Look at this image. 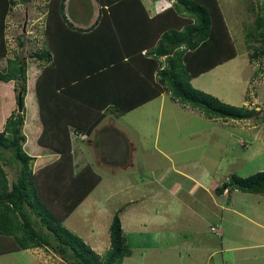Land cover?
Wrapping results in <instances>:
<instances>
[{
  "label": "trees",
  "instance_id": "trees-1",
  "mask_svg": "<svg viewBox=\"0 0 264 264\" xmlns=\"http://www.w3.org/2000/svg\"><path fill=\"white\" fill-rule=\"evenodd\" d=\"M97 1L100 14L89 29L69 19L66 0L44 2V48L31 53L44 65L35 87L44 124L38 141L60 156L36 171V157L24 149L27 59L8 58L0 70V80L15 81L17 103L22 95V108L0 131V255L46 248L66 264H123L132 255L119 212L103 258L64 225L103 179L91 164L76 169L71 130L89 135L108 112L122 116L165 93L212 119L242 120L258 112L192 85V79L238 55L219 0H173L154 16L143 0ZM17 3L0 0V58L8 54L7 17ZM260 9L247 37L261 41L252 56H262L264 64V5ZM70 60L80 72L55 73ZM235 189L264 195V171L232 174L215 190L222 195Z\"/></svg>",
  "mask_w": 264,
  "mask_h": 264
},
{
  "label": "rangeland",
  "instance_id": "rangeland-1",
  "mask_svg": "<svg viewBox=\"0 0 264 264\" xmlns=\"http://www.w3.org/2000/svg\"><path fill=\"white\" fill-rule=\"evenodd\" d=\"M17 2L7 17L8 54L0 58V70L16 55L35 62L31 53L44 48L39 17L45 0ZM171 2L157 0L156 5L161 10ZM219 3L238 55L192 79V85L258 112L242 120L212 119L165 93L163 99L117 116L115 126L108 128L116 141L110 143L111 148L109 143L105 149L101 146L99 157H94L87 143H81L89 154L83 163H91L103 179L64 225L102 258L110 247V224L119 212L132 247V255L123 264H264V195L238 189L217 195L215 190L232 174L264 171V64L262 56H252L261 41L247 37L264 0ZM32 75L27 73V77ZM30 81L23 127L29 139L34 138L37 102L34 80ZM15 84L0 80V131L11 111L18 110ZM112 137L107 134V139ZM33 141L24 145L28 153ZM110 151L116 152L109 156ZM109 159L120 163L107 167ZM78 161L77 168L83 165ZM187 178L198 179L201 186L191 192L192 182ZM179 184L176 191L170 189ZM156 242L160 246L152 247ZM66 263L46 248L0 255V264Z\"/></svg>",
  "mask_w": 264,
  "mask_h": 264
},
{
  "label": "crops",
  "instance_id": "crops-1",
  "mask_svg": "<svg viewBox=\"0 0 264 264\" xmlns=\"http://www.w3.org/2000/svg\"><path fill=\"white\" fill-rule=\"evenodd\" d=\"M92 2H93V4H92ZM143 3L145 4L150 16H154L155 14H157L158 12H161L163 10V9L160 10L158 8V6L156 5L157 0H143ZM171 4H172V2L167 4L165 8H167ZM84 5H86L88 7L84 8V10H83L82 6H84ZM100 9H101V7H100L99 2L97 0H91V1L90 0H66V13H67L69 19L73 22V24L76 27H79L82 29H89L96 22V20L99 17V14H100ZM41 12H42V14L39 17V20H43V26H42L43 34H42L40 41L44 45V43H45L44 42V39H45L44 38L45 12H44V10H42ZM98 58H100V57H98ZM32 59H35V58H32ZM35 60L36 61L35 62L33 61V63H31L27 60V73H33V75L31 77L30 76L28 77V87H29V85L31 86V83H32V81H30L31 79L34 80V86L36 87L37 78L40 75V73H42L43 68H44V65H43V63H41V61H39L37 59H35ZM2 68H5V67H2ZM78 72H80V71L77 70V68L75 67V61L70 60L67 68H62V69L60 68V70H58V72H55V73H78ZM35 93H36V89H35ZM164 95L165 94L160 96V98L163 99ZM29 96H30V92L27 93V96L25 98V104L26 105L28 103ZM150 102H148V103H150ZM146 104H144L138 108H142ZM34 106H35V109H34L33 115L35 116V119H34V130H32V134H33L34 138L29 139L27 137L26 143L28 142V140H30V142H31L34 139V141H35V143L31 147V150L29 151V153L28 152L27 153L36 157V159L34 160V163H33V169H34V171H36L42 167H45V166L51 164L54 161H56L59 158L60 153L53 150L50 147L44 146V145L39 143L38 138L43 131L44 124H43V121H42L41 116H40L38 101L35 102ZM136 109L137 108H135L134 110H136ZM12 111H11V113H12ZM115 118H119V117H117L115 114H113L111 112H108L106 114L105 118L102 120V122L99 125H97L95 130L89 135H87V134H76L74 131L71 130V141H72V147H73L74 164H75V167L77 170H80L81 168H83L87 164H91L89 162L83 163L84 160L89 157V154L85 153V151L82 149L81 143H84V142H85V144L87 143V145L92 148V152L94 153V157L95 156L99 157L98 151H99L101 146L104 147V149H105L108 146L106 143L110 144V143L116 141V136L114 137V134L112 132L108 131L109 127L112 128L111 125L115 126V124H114ZM26 125L27 124L25 121L23 127L26 128ZM105 132H106V136H105ZM109 133L112 134L113 137L110 139H107V134H109ZM26 143L24 145H26ZM109 146H110V148L112 147L111 144ZM114 152H116V151H114ZM114 152L110 151V152H107V154H109V156H111V154ZM77 159H79V161H78L79 164H81V163L83 164V165L79 166L78 168H77V165H78ZM110 159H109V162H107L109 164H106L107 167L109 166V167L115 168V166H117L118 163H120V162H115V161L110 160ZM125 164L122 163V165H125ZM125 167H128V166H125ZM187 179L191 180V182H192L191 187L193 186V189L191 192H193V190L196 189L197 187L201 186L198 179H190V178H187ZM179 187H181V184L176 185L175 187H171L170 189L173 188V190L176 191ZM191 187L189 189H191ZM159 196H161V195H159ZM129 203H133V202L130 201ZM256 224L261 226L260 223L256 222ZM157 246L159 247L160 245L157 244V242H156L153 244L152 247H157ZM34 249H36V248L31 249V251L33 252ZM27 250H29V249H27Z\"/></svg>",
  "mask_w": 264,
  "mask_h": 264
},
{
  "label": "water",
  "instance_id": "water-1",
  "mask_svg": "<svg viewBox=\"0 0 264 264\" xmlns=\"http://www.w3.org/2000/svg\"><path fill=\"white\" fill-rule=\"evenodd\" d=\"M25 30V28H24ZM18 108L21 109L22 108V95L21 93L19 94V97H18Z\"/></svg>",
  "mask_w": 264,
  "mask_h": 264
}]
</instances>
